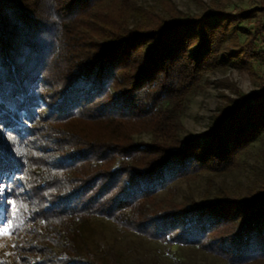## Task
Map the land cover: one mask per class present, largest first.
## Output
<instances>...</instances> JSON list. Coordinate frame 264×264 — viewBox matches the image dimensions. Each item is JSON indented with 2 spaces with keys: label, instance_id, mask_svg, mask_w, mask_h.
<instances>
[{
  "label": "trees",
  "instance_id": "obj_1",
  "mask_svg": "<svg viewBox=\"0 0 264 264\" xmlns=\"http://www.w3.org/2000/svg\"><path fill=\"white\" fill-rule=\"evenodd\" d=\"M158 5L0 0V221L11 204L34 231L13 264H160L146 241L172 264H192L184 249L264 264V177L208 198L264 132V71L259 92L234 88L205 133L181 135L205 74L264 67V5ZM205 173V198H178Z\"/></svg>",
  "mask_w": 264,
  "mask_h": 264
},
{
  "label": "rangeland",
  "instance_id": "obj_2",
  "mask_svg": "<svg viewBox=\"0 0 264 264\" xmlns=\"http://www.w3.org/2000/svg\"><path fill=\"white\" fill-rule=\"evenodd\" d=\"M159 0H140L145 7L153 6L157 11H161L158 5ZM176 8L187 14H198L208 8L213 3H221L228 10L233 11L238 8H251L264 5V0H171ZM256 74L248 73L244 68L228 63L225 67L217 68L204 75L200 89L195 92L187 103L181 120L184 130L183 137L205 133L211 122V116L216 111V107L225 100L224 95L235 97L234 88L240 89L244 93L259 92L260 85L258 77L264 71V67L254 64ZM138 140L148 141L149 134L143 133L137 136ZM208 173L190 180L182 181L178 184V198L191 193L197 200L205 198L207 191ZM264 177V132L250 146L249 150L242 155L239 166L223 175H218L213 179V185L208 198H212L218 188L223 185L228 190L241 193L259 182ZM6 201V199H5ZM8 219L6 222L0 221V264H13V257L18 255L19 247L25 243H31L33 238V228L29 226H19L18 208L8 204ZM1 209V207H0ZM40 232V229H38ZM108 234L123 236L119 228L108 225ZM123 238V237H121ZM145 247L160 259V264H172L174 260V249L170 250L166 245L146 241ZM57 255L60 250L57 248ZM181 254V253H180ZM182 256L192 261V264H223L214 257L197 251L188 252L182 250Z\"/></svg>",
  "mask_w": 264,
  "mask_h": 264
}]
</instances>
